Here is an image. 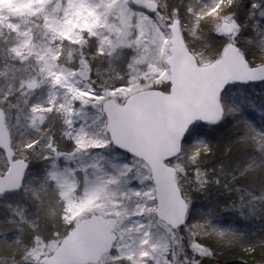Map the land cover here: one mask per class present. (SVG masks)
I'll list each match as a JSON object with an SVG mask.
<instances>
[{
	"label": "snow or ice",
	"instance_id": "snow-or-ice-1",
	"mask_svg": "<svg viewBox=\"0 0 264 264\" xmlns=\"http://www.w3.org/2000/svg\"><path fill=\"white\" fill-rule=\"evenodd\" d=\"M133 4L140 8L138 16ZM25 7L26 17H35L39 23L22 18L23 29L17 27V44L9 49L10 58L16 63L8 67L13 80H17V73L21 75L18 86L10 88L7 96H0V196L31 193L36 209L31 220L34 231L22 258L24 264H72L68 252L74 245L81 247L82 258L77 264H172L168 255L176 264H192L187 257L178 261L166 243L150 244L156 228L163 227L179 243L183 236L177 238V233L186 232L196 222L186 193L177 187L169 169H162L149 155L145 157L150 165L147 174L133 170L126 162L112 177L85 179L81 190L72 170L57 166L61 159H72V154L62 152L54 136L45 135L57 118L68 129L76 120L86 121L87 108L92 106L89 101H98L106 94L92 90L93 69L97 77L102 75L101 67L93 63L98 57L106 58L111 67L125 49L132 50L125 73H121L129 76L126 83L138 78L137 66L147 68L160 56L166 57L168 66L175 69V54L186 45L181 42L184 26L179 11L173 10L165 21L162 13L167 5L162 6L158 0H28ZM163 23L169 27H161ZM223 63L218 61L215 69H221ZM224 79L216 85L222 97L228 94ZM45 89L44 98L34 100ZM118 89L119 86L108 91ZM216 89L212 91L213 104ZM105 111L107 117L101 114L93 119L103 120L112 137L119 139L117 123L107 104L100 108L101 113ZM13 119L15 123L10 124ZM219 119L217 116L211 122L215 124ZM12 128L16 129V138ZM80 131L84 133L85 129ZM187 142L185 138L184 143ZM206 143L197 141V147ZM107 146L101 139L89 141L84 136L74 142L75 150ZM261 150L264 151V143ZM33 156L50 162L39 186L27 180ZM41 193L50 194L55 200H45ZM54 203L59 205L56 218L65 230L45 235L35 229L39 227L40 213H46ZM132 233H142L139 249H133L125 240ZM157 248L161 249L160 259ZM200 254H204V249Z\"/></svg>",
	"mask_w": 264,
	"mask_h": 264
},
{
	"label": "trees",
	"instance_id": "trees-1",
	"mask_svg": "<svg viewBox=\"0 0 264 264\" xmlns=\"http://www.w3.org/2000/svg\"><path fill=\"white\" fill-rule=\"evenodd\" d=\"M3 1L9 0H0V5ZM158 2L162 6L167 5L162 13L167 19L170 11H179L181 24L184 26V40L200 65H209L219 60L230 44L239 48L250 66L264 64V0H233L230 4H220L222 0ZM205 4L213 6L214 10L201 15L198 8ZM133 8L140 12V8ZM225 18L237 23L236 38L226 37V40L218 32L219 22ZM8 30L0 25V41H12L13 36L11 33L8 35ZM101 60H104L102 65ZM93 63L103 71L109 67L104 57H98ZM122 64L114 62V68L121 73L125 67ZM95 73L93 69L91 76ZM169 88V84H165L158 90L168 92ZM222 101L225 109L224 120L217 126L195 127L187 137L188 142L183 144L181 156L170 163L177 169L178 183L191 204V216L196 222L190 226L194 231L197 249L192 246V241L188 240L184 232H178L177 235L183 236V259L187 257L192 264L262 263L264 151L261 150V144L264 143V83L229 87L228 94L222 97ZM15 114L13 110V117ZM58 122V118L52 121L45 135L58 131ZM14 123V119L10 121V124ZM23 123L21 116V124ZM12 134L16 138L15 128H12ZM200 140L207 143L197 147V141ZM111 144L108 146L117 154L119 160L112 163L108 161L107 155L106 159L98 160L103 161L100 163V176L104 178L116 175L117 170L123 169L126 162L131 165V161H137L114 149ZM30 163L32 171L27 180L32 185L39 186L50 162L30 160ZM0 164H3V160H0ZM199 180H204L205 183L201 185ZM41 195L45 200H55L50 194ZM7 198L15 200L14 207L7 203ZM58 209L59 205L54 203L46 213L41 212L39 227L35 230L45 235L54 231L63 233L65 225L56 218ZM34 211L36 209L32 204L31 193L0 197V264H24L22 258L26 256V245L34 231L31 224ZM201 249H204L203 255L200 254Z\"/></svg>",
	"mask_w": 264,
	"mask_h": 264
},
{
	"label": "water",
	"instance_id": "water-1",
	"mask_svg": "<svg viewBox=\"0 0 264 264\" xmlns=\"http://www.w3.org/2000/svg\"><path fill=\"white\" fill-rule=\"evenodd\" d=\"M133 6L139 8L137 4ZM168 27L169 25L166 28ZM177 31L179 33L181 29L178 27ZM221 32L230 37L233 35V28L230 24H225ZM181 42H185L183 33ZM175 60V69L168 66V92L158 89L143 90L129 97L123 104L110 99L103 105H109L118 126L119 139H114L110 129L106 127L114 148L144 162L148 167L150 165L145 157L150 155L158 166L170 170L172 179L181 190L177 169L170 163L181 156L184 140L195 127L217 126L224 120L225 109L221 103V93L216 89L217 82L227 77L224 84L228 88L264 83V64L250 66L234 44L228 45L222 57L209 65H200L187 44L175 54ZM218 61L224 63L221 69L216 70L214 66ZM214 89L216 94L213 104ZM103 114L105 117L108 115L107 111ZM217 116L220 119L213 124L211 121ZM68 257L72 264H77L82 258L81 247L74 245L69 250Z\"/></svg>",
	"mask_w": 264,
	"mask_h": 264
},
{
	"label": "rangeland",
	"instance_id": "rangeland-1",
	"mask_svg": "<svg viewBox=\"0 0 264 264\" xmlns=\"http://www.w3.org/2000/svg\"><path fill=\"white\" fill-rule=\"evenodd\" d=\"M28 0H9L8 2L3 1L0 5V25L2 28L6 27L8 30V35L11 33L13 36L12 41L9 43L4 39L0 41V70L2 75H0V96H7L10 88L13 86H18V77L21 73H17V80H13L12 71L9 69V65L15 64L16 61L10 58L9 49L14 47L17 44V35L16 29L20 27L23 29V21L22 18L33 20L37 23L39 21L36 20L35 17H26V3ZM131 2V0H130ZM233 0H222L220 4L225 3H232ZM133 6V5H132ZM217 7L215 6V9ZM214 10V7L211 5L205 4L204 6L198 8L199 14L204 15L206 11ZM172 11H170L171 13ZM137 16L139 15V11H136ZM203 13V14H202ZM207 13V12H206ZM164 17V16H163ZM170 14L168 16V19ZM167 18L164 17V20L167 21ZM218 32L220 35H223L221 32V28L225 24H230L233 28V35L230 36L231 38H236L238 34V26L237 23L229 18L222 19L219 22ZM167 23L161 24V27L167 29ZM38 35V34H37ZM225 36V35H223ZM227 37V36H225ZM228 38V37H227ZM133 55L132 50L125 49L122 55L116 59L114 62H121L122 65L125 66L123 68V72L125 73L126 65L130 57ZM114 62L112 66L107 67L106 70L103 71L102 75L97 77L96 73L91 76L92 82H94V88L92 89L94 93L96 92H104L106 93L102 99L98 101H89V104L92 105L87 108V112L89 114V118L85 120H76L74 122L73 128L68 129L64 127L61 123V120L58 118V131H54L47 136H54L55 142L58 145L59 149L62 152H66L72 154V159H61L57 162V166L59 169L63 170L68 168L72 170L75 174V179L79 182L78 187L82 190L85 179L87 180H95L98 176H100V163L98 160L107 159L110 162H115L119 160V157L116 153H113V149L109 146L101 147V148H91L87 147L81 150L74 149V142L75 140L80 137L84 136L86 140L91 141L92 139H101L107 145L111 143L110 136L106 131V126L103 120H96L93 117L104 115L100 112L101 105H103L106 101L113 99L117 101L119 104H123L127 98H129L132 94L142 90H149V89H159L163 85L169 84L170 86V71L167 65L166 57L160 56L154 59L147 68L142 66H137V71L139 72L138 78L134 77L131 83H126L129 81V76L127 74L121 75V72L118 69L114 68ZM155 69V72L152 71ZM2 83V84H1ZM83 83L87 84L88 81H84ZM119 86V89L115 92L108 91L111 88H115ZM47 90L40 92L34 100L43 99L46 95ZM105 117V116H104ZM84 128L85 132L81 133L80 129ZM113 146V144H111ZM114 148V146H113ZM116 149V148H114ZM117 150V149H116ZM117 152V151H116ZM105 153V154H103ZM123 153V152H122ZM125 154V153H123ZM127 155V154H126ZM129 156V155H128ZM131 157V156H130ZM134 158V157H132ZM136 159V158H134ZM33 161L37 160H45L40 158L39 156H33L31 158ZM137 161H131V166L133 170L139 169L140 171L144 172L145 174L148 173V166L136 159ZM69 162L70 165L67 163ZM64 163V165H63ZM175 165V164H174ZM7 203L14 207L15 200L12 198L6 199ZM139 219V218H134ZM146 223L147 221H142ZM157 223V221H153ZM131 226V224H129ZM184 235L188 238V240L192 241V246L196 248V243L194 241V231L192 230V226L188 228ZM142 236L141 234L132 233L131 236H126V242L132 246L133 249H139L140 243L139 238ZM179 235H177V238ZM167 244L170 252H174L175 256L178 261L183 262L185 259L184 257V249L183 243L180 241L177 243V239L169 236L163 227H159L153 230L152 239L150 240V244L156 246L158 244ZM160 248H157L156 256L157 259H160ZM168 260L172 262V264H176L173 261L172 255H168Z\"/></svg>",
	"mask_w": 264,
	"mask_h": 264
}]
</instances>
